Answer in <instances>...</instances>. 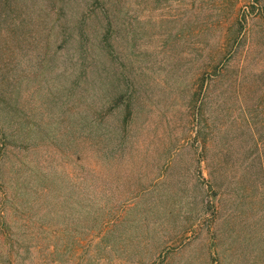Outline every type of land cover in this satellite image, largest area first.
Listing matches in <instances>:
<instances>
[{"label": "rangeland", "instance_id": "1", "mask_svg": "<svg viewBox=\"0 0 264 264\" xmlns=\"http://www.w3.org/2000/svg\"><path fill=\"white\" fill-rule=\"evenodd\" d=\"M96 1L0 0V264H264V0Z\"/></svg>", "mask_w": 264, "mask_h": 264}, {"label": "trees", "instance_id": "2", "mask_svg": "<svg viewBox=\"0 0 264 264\" xmlns=\"http://www.w3.org/2000/svg\"><path fill=\"white\" fill-rule=\"evenodd\" d=\"M99 1V0H98ZM98 1H96V2H98ZM104 3H107V2H104Z\"/></svg>", "mask_w": 264, "mask_h": 264}]
</instances>
